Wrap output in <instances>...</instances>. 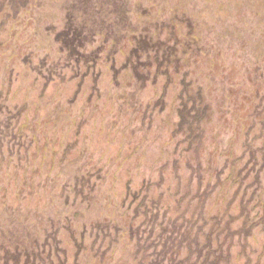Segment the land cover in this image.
<instances>
[{"label":"rangeland","instance_id":"374dc122","mask_svg":"<svg viewBox=\"0 0 264 264\" xmlns=\"http://www.w3.org/2000/svg\"><path fill=\"white\" fill-rule=\"evenodd\" d=\"M0 264H264V0H0Z\"/></svg>","mask_w":264,"mask_h":264}]
</instances>
